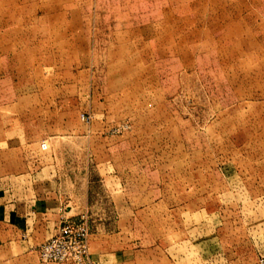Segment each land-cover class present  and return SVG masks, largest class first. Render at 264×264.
Instances as JSON below:
<instances>
[{"label": "rangeland", "instance_id": "1", "mask_svg": "<svg viewBox=\"0 0 264 264\" xmlns=\"http://www.w3.org/2000/svg\"><path fill=\"white\" fill-rule=\"evenodd\" d=\"M13 158L17 187L91 183L92 255L261 264L264 0H0V164ZM38 247L0 245V264H44Z\"/></svg>", "mask_w": 264, "mask_h": 264}, {"label": "crops", "instance_id": "2", "mask_svg": "<svg viewBox=\"0 0 264 264\" xmlns=\"http://www.w3.org/2000/svg\"><path fill=\"white\" fill-rule=\"evenodd\" d=\"M0 167L8 169L6 191L1 187L6 182L2 179L4 176L0 177V195L5 198L0 203V245L13 251V258L17 250H20V254L28 253L40 246L58 231L63 221L88 218L91 211L90 182H82L81 186L79 181L61 175L17 187L16 182L12 181V177L15 180L16 160L13 158L3 161ZM220 194L223 197L220 205L226 207L230 205L235 193L223 190ZM20 236L24 241L18 239ZM91 243L89 242V254L96 264H116V258H119L118 264L126 263L125 253L108 255L106 248L104 254L92 255L90 250L94 246ZM29 258H33L34 264H38L37 258L30 254Z\"/></svg>", "mask_w": 264, "mask_h": 264}, {"label": "built area", "instance_id": "3", "mask_svg": "<svg viewBox=\"0 0 264 264\" xmlns=\"http://www.w3.org/2000/svg\"><path fill=\"white\" fill-rule=\"evenodd\" d=\"M89 240L90 228L86 220L67 219L37 248L38 259L44 264H96L89 254Z\"/></svg>", "mask_w": 264, "mask_h": 264}]
</instances>
